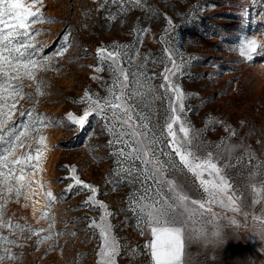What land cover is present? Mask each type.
<instances>
[{
	"label": "rangeland",
	"instance_id": "obj_1",
	"mask_svg": "<svg viewBox=\"0 0 264 264\" xmlns=\"http://www.w3.org/2000/svg\"><path fill=\"white\" fill-rule=\"evenodd\" d=\"M102 3L42 0L45 22L31 27L33 58L46 60L48 69L36 74L44 94H37L35 83L25 80L26 96L17 108L34 109L55 126L33 132L16 151V157L26 151L35 155L39 135L48 146L34 162L35 172L28 173L31 183L26 195L15 198L10 193L0 201L6 221L30 226L23 233L0 228V235L15 241L3 245L15 256L3 264H97L99 231L89 225L93 219L99 221L102 210L85 203L91 193L74 185L70 179L73 167L84 183L98 190L95 199L111 213L107 220L120 244L116 264H152L148 248L142 253L150 231L133 211V198L143 194L142 178L116 174L114 153L119 146L110 144L113 136L104 119L93 114L83 129L67 120L68 113L79 116L87 107L80 103L86 91L94 98L109 95L113 78L108 63L98 59L97 49L112 50L114 45L127 46L132 59L129 62L126 57L124 67L142 72L150 78L147 84L158 90L138 107L151 119L159 141L157 154L168 153L160 158L176 165L166 178L182 185L192 199H207L199 181L168 147L167 133L162 134L167 100L154 97L162 93L159 73L165 64L160 61H165L164 49L170 47L177 60L185 63L174 80L187 95L186 119L200 132L201 154H220L218 163L242 199L238 213L212 206L221 218L215 226L206 225L208 239L186 242L187 264H264L258 250H264V238L253 229L252 220L253 215H264V192L257 197L251 189L252 184L264 187V0H143L142 7L129 4L126 12L111 3L101 7ZM246 39L257 44L251 61L240 55ZM64 48L63 55H57ZM96 67L103 71L97 72ZM27 120L16 111L8 127L19 129ZM70 184L74 185L71 190ZM46 192L52 193L53 202L45 199ZM254 198L261 202L253 204ZM44 213L47 216L41 218ZM217 227L220 237L213 242L210 234Z\"/></svg>",
	"mask_w": 264,
	"mask_h": 264
},
{
	"label": "snow or ice",
	"instance_id": "obj_2",
	"mask_svg": "<svg viewBox=\"0 0 264 264\" xmlns=\"http://www.w3.org/2000/svg\"><path fill=\"white\" fill-rule=\"evenodd\" d=\"M107 3L116 5L119 12L128 11L129 4L134 7L143 6V0H103L101 7H105ZM41 7L42 0H0V142L6 143V146H0V201L5 200L10 193L15 198L26 195L31 183L28 173L35 172L34 162L42 158V149L47 150L48 146L45 137L39 135L35 155L26 151L23 156L16 157V151L32 138L33 132L38 133L41 128L55 126L49 124L42 115L36 114L34 109L22 111L17 108L19 101L26 96L23 92L25 80L35 83L37 94H44L41 90L42 81H36V74L38 71L48 70L46 60L33 58L35 49L31 42L32 25L45 22ZM111 18L115 19V16ZM168 23L172 24L171 19ZM256 48L255 41L246 39L241 43L240 55L251 61ZM29 49H33V52ZM126 49L127 46L119 45H114L112 50L97 49L98 59L101 64L108 63V70L113 78L108 89L109 95L94 98L86 91L80 103L87 104V107L79 116L68 113L67 120L80 129L85 127L93 114L105 120L107 130L113 136L110 144L119 146L114 153L117 156L116 174L119 176L125 173L133 179L143 180V194L133 198V211L150 231L152 239L145 247L150 250L152 264H187L186 242L197 237L208 239L206 225L215 226L216 221L221 218L213 211L212 206L238 213L241 212L242 199L236 194L224 169L218 163L220 154L211 151L206 155L201 154L200 132L186 119L187 95L174 80V77L182 74L185 63L182 59L177 60L174 49L170 47L164 49L166 62L160 61L165 64L163 71L159 73L163 81L159 85L162 93L154 97L167 100L168 115L162 134L167 133L168 147L179 158L183 168L199 181L207 199H192L182 185L166 178V173L176 165L160 158L168 153L161 151L157 154L159 141L151 127V119L138 107L146 96H152L158 90L147 84L150 78L145 77L142 72H132L124 67L125 58L129 62L132 59ZM66 50L62 49L57 55H63ZM95 70L100 72L103 68L96 67ZM16 111L22 117L27 116L28 120L21 122L19 129L14 125L9 128L8 124ZM28 147L32 148V145ZM70 173V179L75 186H82L91 193L85 203L98 206L102 210L99 221L93 219L89 225L99 231L97 264H116L120 244L107 220L111 213L107 211L105 204L95 199L98 190L94 186L84 183L76 175L74 167L70 168ZM149 181L151 184H148ZM74 185L70 184L69 190ZM251 189L257 197L264 192V187L257 188L256 184H252ZM44 196L49 203L54 201L51 192L44 193ZM259 202V199H253V204ZM3 216V204L0 203V228H8L12 233L17 230L23 233L25 227L30 228L6 221ZM46 216L47 213H44L41 218ZM252 220L253 229L258 230L264 238V215H253ZM231 223L235 224L236 221L232 220ZM52 227L54 223L49 225L50 229ZM210 235L213 242H218V227ZM14 243L9 237L0 235V252L3 253L0 254V264L5 259H15L11 249L3 247L5 244Z\"/></svg>",
	"mask_w": 264,
	"mask_h": 264
},
{
	"label": "crops",
	"instance_id": "obj_3",
	"mask_svg": "<svg viewBox=\"0 0 264 264\" xmlns=\"http://www.w3.org/2000/svg\"><path fill=\"white\" fill-rule=\"evenodd\" d=\"M151 239H152V237L149 238V242L151 241ZM261 248H263V247H261ZM261 248L258 247V250L259 251L261 250L260 252H262L261 254H262V256H264V250H262ZM149 253H150V250H149Z\"/></svg>",
	"mask_w": 264,
	"mask_h": 264
},
{
	"label": "built area",
	"instance_id": "obj_4",
	"mask_svg": "<svg viewBox=\"0 0 264 264\" xmlns=\"http://www.w3.org/2000/svg\"><path fill=\"white\" fill-rule=\"evenodd\" d=\"M142 253L143 254L147 253V248L145 247V245L142 247Z\"/></svg>",
	"mask_w": 264,
	"mask_h": 264
}]
</instances>
